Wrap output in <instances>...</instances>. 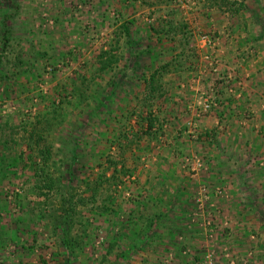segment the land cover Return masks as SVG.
Instances as JSON below:
<instances>
[{
    "label": "rangeland",
    "instance_id": "obj_1",
    "mask_svg": "<svg viewBox=\"0 0 264 264\" xmlns=\"http://www.w3.org/2000/svg\"><path fill=\"white\" fill-rule=\"evenodd\" d=\"M232 1L247 8L232 15ZM110 47L118 62L99 72ZM165 63L145 135L143 78ZM228 88L232 122L218 112ZM34 129L50 170L70 181L74 220H90L72 255L37 219L58 198L39 206L28 192L19 136ZM8 134L15 145L3 146ZM111 162L130 174L92 199L85 183ZM109 194L108 227L91 215ZM0 241V264H264V0H0Z\"/></svg>",
    "mask_w": 264,
    "mask_h": 264
},
{
    "label": "trees",
    "instance_id": "obj_2",
    "mask_svg": "<svg viewBox=\"0 0 264 264\" xmlns=\"http://www.w3.org/2000/svg\"><path fill=\"white\" fill-rule=\"evenodd\" d=\"M233 6H235L233 8ZM246 5L243 4V2L238 3L236 1H232V15L240 13V10L246 9ZM131 22H126L121 24L120 29H121V34H124L127 38L130 37L129 33V24ZM7 30H4V34L2 35V38L4 42L7 41ZM5 45V44H4ZM116 49L113 47H110L108 50L100 52L98 56V69L97 71L103 72L107 70L108 68H112V65L114 63L118 62V59L115 55ZM168 66L167 63L163 65H159V67L155 68L152 70L151 74L149 75L148 78H143L144 82V95H143V100L142 104L144 106L145 115L143 116V113L141 111V114L138 116L139 118L142 119V122L140 125L145 126L144 127V134H151L152 130L155 127V124L158 122L157 118L155 117L154 113L151 111V106L149 103L151 102L152 99H155V96H162L161 93V85L158 82L160 79V75L162 71H167L166 67ZM157 82V83H156ZM140 128H143L142 126ZM8 140L6 143L4 141H1V143H4L3 146H5L7 143H13L14 145L16 144L14 141V135L8 134ZM20 142L24 147H27L28 150V155L27 158L24 160L19 158V161L21 160L22 162V168H28L30 167V170L32 171L31 174V183L28 187V192H32L35 196V201L33 200V203L39 205V206H44L45 201L50 198L51 195L54 194L55 198H58L59 205L51 211L50 215L46 214L49 213L46 207L42 209H38V214H37V219L38 221L43 220L45 217H48L51 219V224L52 228L55 231L60 232V237L58 239L59 247L63 249L65 254H73L75 250H80V248L84 249V246L87 244L85 240V237L89 233V228H91L90 220H74V202H73V195L70 191H72V187L70 186V181L67 183L61 182L60 178L55 176L53 173V170L51 169L50 166V158H51V150L47 145H42L40 141H42V135L39 133V130H31L30 132L26 130H22V135L19 136ZM31 152L33 154H36V158L31 155ZM102 167V164H101ZM107 167L112 168L110 169L111 175L106 178L105 177V171ZM107 167H104L100 171L98 176H97V181L91 186L88 183H85L87 185V191L90 194L91 198L94 199L95 197V191L97 190V187L101 184L102 181H107L110 182L111 180L115 179L116 173L117 172H130L125 168L123 165L120 167V171L117 169L116 163H110L107 165ZM118 170V171H117ZM16 172H12L10 175L14 176ZM4 176V175H3ZM5 178V177H4ZM104 181V182H105ZM32 203V204H33ZM42 203L43 205H40ZM34 204V205H35ZM118 205L116 202V199L112 197L110 194L106 195L105 198L102 201L101 208H95L92 209V221L95 219H99L100 221H103V224H106L108 226L109 224V217L110 214H115L118 210ZM156 218H159V214H156ZM108 223V224H107ZM78 224V228L75 229V225ZM148 231H150L151 228H153L156 225V221L150 219L148 223ZM97 227V226H96ZM105 227V226H104ZM109 227V226H108ZM74 230V231H73ZM13 233V231H12ZM82 234V235H81ZM13 237H16V232H14ZM35 235V234H34ZM113 239L115 237V233H112ZM33 238V237H32ZM30 239L28 241H36L35 238ZM147 236L144 235V239L139 240L140 244H144L143 241H147L146 239ZM27 240V239H26ZM137 243V242H136ZM134 243V244H136ZM83 244V245H82ZM5 245L3 241H0V246ZM82 245V246H81ZM32 248V245L29 246ZM120 256L123 257V254H120ZM42 264H48L45 260L41 259ZM60 262L52 263V264H59ZM70 263V262H69ZM68 263V264H69Z\"/></svg>",
    "mask_w": 264,
    "mask_h": 264
},
{
    "label": "crops",
    "instance_id": "obj_3",
    "mask_svg": "<svg viewBox=\"0 0 264 264\" xmlns=\"http://www.w3.org/2000/svg\"><path fill=\"white\" fill-rule=\"evenodd\" d=\"M217 26H218V24H217ZM214 30H215V32H218L220 34L219 26L215 27ZM222 38L223 39L220 40V44L218 43V47L220 48L218 50V52H220L222 55L224 54L222 56V58L227 60L228 59V57H227L228 56V52H226L224 50H225V48L228 49V41H227L226 37H222ZM260 47H261V45H260ZM229 85H231V84H229ZM188 93H193L192 89H188V90L185 91V94H188ZM226 93H227V97H228V103L227 104H229V105L227 107H224L223 105H224V103L226 101H223V104H221L218 107V109L220 110V107H221V109L222 110H226L227 113L225 114L224 111H218V112H221L220 114H222L223 116L224 115L226 116L225 119L222 118V120H227V121L229 120V122H232V117H231L232 114H231V112H232V109L234 108V104L232 103V96H235V95L232 94L233 93L232 88H228V91L226 90ZM224 96H225V93H224ZM185 98H186V100H189L190 96L188 95ZM234 112H236L235 109H234ZM238 119H240V118H238ZM240 121H242V120H240Z\"/></svg>",
    "mask_w": 264,
    "mask_h": 264
},
{
    "label": "built area",
    "instance_id": "obj_4",
    "mask_svg": "<svg viewBox=\"0 0 264 264\" xmlns=\"http://www.w3.org/2000/svg\"><path fill=\"white\" fill-rule=\"evenodd\" d=\"M204 40V42L205 43H209V41H208V39L206 38V39H203Z\"/></svg>",
    "mask_w": 264,
    "mask_h": 264
}]
</instances>
